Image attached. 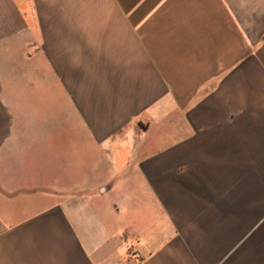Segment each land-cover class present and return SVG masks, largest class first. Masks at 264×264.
<instances>
[{"label":"crops","instance_id":"1","mask_svg":"<svg viewBox=\"0 0 264 264\" xmlns=\"http://www.w3.org/2000/svg\"><path fill=\"white\" fill-rule=\"evenodd\" d=\"M0 264H264V0H0Z\"/></svg>","mask_w":264,"mask_h":264}]
</instances>
